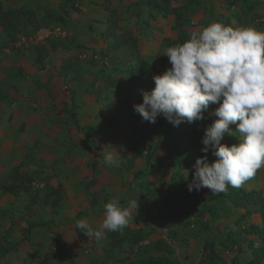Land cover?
Here are the masks:
<instances>
[{"label":"rangeland","instance_id":"1","mask_svg":"<svg viewBox=\"0 0 264 264\" xmlns=\"http://www.w3.org/2000/svg\"><path fill=\"white\" fill-rule=\"evenodd\" d=\"M171 6L187 19L181 29L174 26L172 13L151 17L145 0H0V12L9 16L0 24V264H129L137 254L159 251L170 252L176 264H197L206 240L215 244L216 264H246L248 242L261 243L245 234L236 236L235 243L227 239L234 223L240 231L260 222L257 213L243 215L246 207H233L227 199L222 200L224 215L205 225L209 219L202 215L201 202H213L208 188L200 199L190 192L194 215L158 222L157 205L185 145L179 131L203 123L202 138L216 118L209 112L218 105L210 104L204 118L191 124L173 126L162 116L161 135L148 137L133 109L144 88L128 92L126 86L133 64L159 68L162 61L165 70L171 66L165 49L212 22L264 30V0H173ZM55 26L65 31L64 37L14 46L20 34ZM70 107L80 128L64 111ZM230 128L235 132L236 125ZM238 142L235 134L221 140ZM113 149L115 164L102 165L105 152ZM133 153L137 156L129 167ZM207 157L216 159L211 151ZM24 173L34 178V189L44 191L47 183L59 203L32 202L23 193L3 191V185ZM174 181L181 184L182 179L175 175ZM240 187L264 195V167ZM234 189L229 186L223 193ZM111 199L122 206L136 199L138 209L122 232H108L97 243L76 228V221L86 219L99 228L104 204ZM24 219L41 225L31 231L30 241L15 247L27 229ZM5 247L10 251L3 253Z\"/></svg>","mask_w":264,"mask_h":264},{"label":"clouds","instance_id":"2","mask_svg":"<svg viewBox=\"0 0 264 264\" xmlns=\"http://www.w3.org/2000/svg\"><path fill=\"white\" fill-rule=\"evenodd\" d=\"M163 54L171 66L153 75L154 87L142 90V102L133 105L134 111L144 121L155 123L162 115L179 126L203 119L209 105L217 104L209 112L216 118L204 128V155L192 166L188 190L206 187L219 194L229 186L240 187L264 167V30L212 22ZM230 124L236 125L235 132ZM225 134L237 135L239 142L221 143ZM209 151L216 157L211 162ZM116 153L105 152L101 164H115ZM137 209L136 199L126 206L111 199L104 204L99 228L86 219L77 220L76 228L100 243L108 232H122Z\"/></svg>","mask_w":264,"mask_h":264},{"label":"trees","instance_id":"3","mask_svg":"<svg viewBox=\"0 0 264 264\" xmlns=\"http://www.w3.org/2000/svg\"><path fill=\"white\" fill-rule=\"evenodd\" d=\"M173 0H145V5L149 10L150 16L153 17L156 13H172L174 14L175 24L174 26L181 29L186 24L187 19L184 18L181 9L172 7L171 2ZM194 0H190L193 3ZM186 9V8H185ZM186 10H184L185 12ZM9 16L6 13L0 12V24L4 25L6 21H9ZM226 25L227 22H226ZM112 33V32H111ZM114 34V33H113ZM189 38V37H188ZM188 38L181 40L179 42H174L170 46L183 43ZM118 44L120 42H117ZM170 43V42H169ZM159 60V59H158ZM160 61V60H159ZM163 62L160 61V67L157 68L153 63L146 64H136L132 65L130 68V83L126 86L127 91H133L134 87H143V90L150 91L154 87L153 75L160 74L164 71ZM3 99V94L0 90V101ZM142 102V98L141 101ZM68 117L71 119L73 125L76 128H80L79 121L73 113V108L70 107L64 110ZM142 133H145L148 137L158 138L161 135V128L163 126L162 115L156 118L155 123L142 120L139 125ZM204 124L201 123L195 127H187L179 131L180 136L185 137V145L180 148L177 152V157L175 158V170L170 177L168 185L166 186L165 194L157 205V216L158 222L165 223L172 219H178L182 215L190 217L194 215L195 211L194 200L190 196V192H193L196 199H200L204 194L205 188H201L199 191L193 189L188 190V184L192 179L193 164L197 157L203 156L204 154L198 148L201 145V136L203 132ZM136 154L133 153L129 157V167L133 166V161L136 159ZM190 176L189 182L186 181V174ZM140 170L135 172L134 176L137 177ZM190 174V175H189ZM177 175L182 179L181 184L174 181V176ZM34 178L29 174H22L15 177V181L3 185L2 189L4 192H8L13 195H18L23 193L27 195L32 202H41L48 205H57L59 203L60 197L57 195L56 191L52 189L47 183L44 184V191L41 189H34L32 183ZM212 203L201 202L202 215H208L207 222H214L221 218L227 211L222 200L227 199L228 202L233 207H246L243 215H249L250 213H257L260 217L259 223H249L247 226L241 228L240 231L234 230V226L229 227L226 233L227 239L231 242H237L236 236L240 234L251 235L260 238L261 243L257 246L254 242L250 240L248 245L251 248V258L246 264H262L264 262V195L259 189L256 188H246L239 187L232 190L231 193L224 194H210L209 196ZM220 201V204L216 205V202ZM26 224V231L21 235L20 238L14 241V246L18 247L23 241L31 240V231L40 226V222H35L31 220L24 219ZM10 247H5L3 253L10 251ZM202 258L197 264H216L219 260V254L215 250V244L211 240H206L202 247ZM119 264H124V260ZM129 264H176L171 256L170 252L159 251L158 253H142L134 256V261Z\"/></svg>","mask_w":264,"mask_h":264},{"label":"built area","instance_id":"4","mask_svg":"<svg viewBox=\"0 0 264 264\" xmlns=\"http://www.w3.org/2000/svg\"><path fill=\"white\" fill-rule=\"evenodd\" d=\"M65 34V31L59 26L52 28H41L33 34H20L17 38V41L14 43V46L16 47L23 44H41L49 39L64 37ZM94 57L97 56L94 55Z\"/></svg>","mask_w":264,"mask_h":264}]
</instances>
